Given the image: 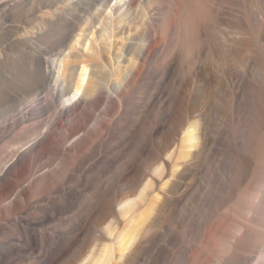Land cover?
<instances>
[{
  "label": "bare ground",
  "instance_id": "1",
  "mask_svg": "<svg viewBox=\"0 0 264 264\" xmlns=\"http://www.w3.org/2000/svg\"><path fill=\"white\" fill-rule=\"evenodd\" d=\"M93 1L0 2V264H264V0Z\"/></svg>",
  "mask_w": 264,
  "mask_h": 264
},
{
  "label": "rangeland",
  "instance_id": "2",
  "mask_svg": "<svg viewBox=\"0 0 264 264\" xmlns=\"http://www.w3.org/2000/svg\"><path fill=\"white\" fill-rule=\"evenodd\" d=\"M0 2H1V0H0ZM97 3H99L98 0H94L90 6L89 5H84V7L82 8V11H80V14L82 15V20L85 18L84 16L92 17L94 19L96 25H97V23L99 25V22L101 21V18H102V14L98 10L95 11V9H97V6H98ZM154 7L155 8L152 10L153 17L156 20H159L162 17V2L159 1V0H156V2L154 3ZM172 7L173 8L176 7V2H174V5ZM140 18H141V13L138 14V18L135 21V26L136 27H138L139 24H140ZM157 33H160V29L158 27H154L153 28V34L156 35ZM18 35H19V31H16V30L12 31L11 29H9L6 32H2L0 30V98L4 97V93L8 90L9 84H14V81L8 80L9 77L12 76L11 75L12 66L14 64H16V62L19 59H21L22 67L27 69L28 65L30 63H32V61H33V59L31 57L27 56L26 52H23L21 49H19L20 50L19 51V50L16 49L15 46H10L9 45V39L17 37ZM97 36H98V42L105 43V36L103 34L100 35V33H97ZM31 44H33L34 48L40 47L43 50H46L48 48V46H49V43L47 41L41 40V39H38V40L35 39L33 41V43H31ZM119 45L120 44L117 43L114 46V48L118 47ZM101 54L105 57L106 62L108 64H110L111 60L108 57V53L107 52H102ZM121 64H122V62H121ZM4 76H6V77H4ZM141 82L144 83V82H146V80H142ZM170 85L172 86V84H170ZM137 94L138 93L135 92L134 96H136ZM53 110H55V111H53ZM53 110L51 111V113H49L47 115L48 119L50 118L52 120L53 118L55 119V118L58 117L57 116L58 110L57 109H53ZM3 111H4V106L2 105V106H0V115L3 114ZM153 112H154V110L149 111L148 115L152 114ZM97 113H98L99 117H101L103 119H108V118L110 119V114L109 113L108 114L107 113H102V112H97ZM58 114H60V113H58ZM41 118L42 117L32 118V119L29 120V123L36 124V123L39 122V120ZM65 129L68 131L69 127L65 126V128L61 129V134L62 135L65 132H67ZM142 130L143 129L140 128L137 132L142 133ZM63 131H64V133H63ZM59 132H60V130H59ZM79 134H81L80 131H79ZM7 139L8 138L3 139V140L0 141V149H2L5 146V149H3V152L0 155V157L1 156H5L4 159L0 158V167L3 166L4 162L11 156L12 150L19 146L18 144H8L7 143ZM100 141H101V139L98 140V142H100ZM134 144L135 143L130 145L131 149L129 148V151H131L135 147ZM114 151H116V149H114ZM127 154H129V153L127 152V153L124 154V158L127 156ZM77 211H78L77 209H73L69 213L62 214V218H67L68 216H71V218L67 219V221L70 220V219H75L74 215L77 213ZM66 226H67L66 224H61V226L59 227L61 232H63V230L66 228Z\"/></svg>",
  "mask_w": 264,
  "mask_h": 264
}]
</instances>
